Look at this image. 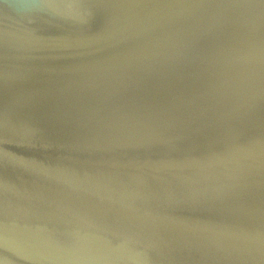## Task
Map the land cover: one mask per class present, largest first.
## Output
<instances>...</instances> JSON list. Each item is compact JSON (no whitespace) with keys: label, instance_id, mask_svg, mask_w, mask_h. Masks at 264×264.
<instances>
[{"label":"water","instance_id":"95a60500","mask_svg":"<svg viewBox=\"0 0 264 264\" xmlns=\"http://www.w3.org/2000/svg\"><path fill=\"white\" fill-rule=\"evenodd\" d=\"M0 264H264V0H0Z\"/></svg>","mask_w":264,"mask_h":264}]
</instances>
